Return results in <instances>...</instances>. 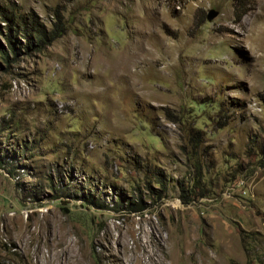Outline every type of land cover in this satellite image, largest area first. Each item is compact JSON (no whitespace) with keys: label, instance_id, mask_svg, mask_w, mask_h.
Instances as JSON below:
<instances>
[{"label":"rangeland","instance_id":"rangeland-1","mask_svg":"<svg viewBox=\"0 0 264 264\" xmlns=\"http://www.w3.org/2000/svg\"><path fill=\"white\" fill-rule=\"evenodd\" d=\"M5 6L62 35L0 58V264H264V0Z\"/></svg>","mask_w":264,"mask_h":264},{"label":"trees","instance_id":"trees-1","mask_svg":"<svg viewBox=\"0 0 264 264\" xmlns=\"http://www.w3.org/2000/svg\"><path fill=\"white\" fill-rule=\"evenodd\" d=\"M56 16L58 22H56L54 28L50 30L37 19L34 13L22 15L8 6L0 7V18L4 20L6 25V29L5 27L1 29V34L4 35L6 39V45L0 42V58L5 64H11V60L17 57L21 47L24 48L25 53L28 54L33 51H42L46 45L60 37L62 35V18L58 13H56ZM158 176L162 178L161 173L158 174ZM194 181L195 183L192 190H195L200 183V177L195 178ZM161 182L164 184L163 181ZM192 190L186 187L185 182H181V199L183 201H188ZM127 206L132 212H141L145 207L139 199H131L127 203Z\"/></svg>","mask_w":264,"mask_h":264},{"label":"clouds","instance_id":"clouds-1","mask_svg":"<svg viewBox=\"0 0 264 264\" xmlns=\"http://www.w3.org/2000/svg\"><path fill=\"white\" fill-rule=\"evenodd\" d=\"M0 137H2L1 135H0ZM2 143H3V141H2ZM4 144H8V141H7V143H4ZM4 144L2 145V146H0V168L2 167V168H5L6 169V171L11 175V176H14V175H16L19 171H16V172H11V170H8L7 169V164L11 161V156H13V157H15L16 156V154L15 153H11L10 152V149H12L13 150V147L14 146H16V148H17V150L19 149V148H21L23 145L20 143V142H18L17 141V145H12L11 147H6V148H4ZM5 151V152H4ZM5 157H8L9 158V160L7 161V162H4V158ZM7 163V164H6ZM9 177V176H8ZM11 178V177H10Z\"/></svg>","mask_w":264,"mask_h":264},{"label":"water","instance_id":"water-1","mask_svg":"<svg viewBox=\"0 0 264 264\" xmlns=\"http://www.w3.org/2000/svg\"><path fill=\"white\" fill-rule=\"evenodd\" d=\"M217 15V11L212 9L210 10L209 14H208V19L211 20L213 17H215Z\"/></svg>","mask_w":264,"mask_h":264},{"label":"built area","instance_id":"built-area-1","mask_svg":"<svg viewBox=\"0 0 264 264\" xmlns=\"http://www.w3.org/2000/svg\"><path fill=\"white\" fill-rule=\"evenodd\" d=\"M4 175H6V176H9L10 177V174H7L6 172H5V174Z\"/></svg>","mask_w":264,"mask_h":264},{"label":"bare ground","instance_id":"bare-ground-1","mask_svg":"<svg viewBox=\"0 0 264 264\" xmlns=\"http://www.w3.org/2000/svg\"><path fill=\"white\" fill-rule=\"evenodd\" d=\"M24 169V168H23ZM21 174V173H20ZM19 177V175H16V178Z\"/></svg>","mask_w":264,"mask_h":264}]
</instances>
